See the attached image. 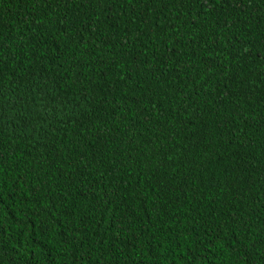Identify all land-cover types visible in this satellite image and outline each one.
I'll use <instances>...</instances> for the list:
<instances>
[{"label": "trees", "instance_id": "trees-1", "mask_svg": "<svg viewBox=\"0 0 264 264\" xmlns=\"http://www.w3.org/2000/svg\"><path fill=\"white\" fill-rule=\"evenodd\" d=\"M0 264H264V0H0Z\"/></svg>", "mask_w": 264, "mask_h": 264}]
</instances>
